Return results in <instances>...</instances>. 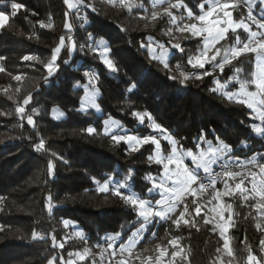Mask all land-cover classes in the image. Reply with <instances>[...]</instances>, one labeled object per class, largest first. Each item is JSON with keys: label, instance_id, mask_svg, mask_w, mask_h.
I'll return each mask as SVG.
<instances>
[{"label": "trees", "instance_id": "obj_1", "mask_svg": "<svg viewBox=\"0 0 264 264\" xmlns=\"http://www.w3.org/2000/svg\"><path fill=\"white\" fill-rule=\"evenodd\" d=\"M12 2L25 7L10 16L5 27L0 28V56L5 58L0 60V67L4 68L0 72V113H3L0 114V197L3 198L0 203V226H3L0 230V264H48L53 256H63L67 261L69 253L84 248L91 249L97 258L100 252L97 245L105 242L106 236L121 233L118 246L126 243L139 227L138 223H133L137 216L130 205L112 195L111 191L100 192L98 188L109 177L121 181L128 179L131 183L129 193L134 191L154 202L159 195L147 192L152 181L145 177L160 176L162 166L148 159L154 152V145L145 144L138 151H131L126 142L114 141L112 136L106 135L104 120L109 117L132 135L144 137L156 132L147 117L140 123L133 113L148 112L155 123L166 129L178 141V146L186 150L197 151L198 144L202 147L199 137L203 135L213 144L217 138L223 140L232 148L231 156L243 162L264 152V137L251 129L253 123L259 124V120L253 118V112L245 105L211 91L216 87L214 80L224 83L234 75L236 68L242 70L239 73L241 80H251L253 53L233 60L225 66L222 74L215 71L202 79L189 78L182 84L180 71L202 74L205 69L210 72L212 65L199 69L188 64L190 56L199 54L203 38L193 37L187 31H177L163 14L164 6L155 9L161 15L152 20L150 0H135L138 5L142 3L143 8L131 10L119 2L113 5L107 0H85L92 7H83V20H79L73 10L68 17L72 31L68 33L64 28L65 12L68 11L64 0H0V10L10 14ZM184 3L194 15H198L199 4L206 3V0H184ZM248 8L246 0H239L238 7L231 9L233 18L238 20L246 16ZM259 9V4L251 7L255 16L259 15ZM172 11L178 18L184 16L183 20H177L180 26L183 22L198 23L189 20L183 8ZM40 21L51 22L53 27L42 28ZM169 28L171 34H168ZM252 30H255L253 25ZM237 34L242 42H246L248 34L237 29L235 34H227L216 47L235 45ZM62 35L66 44L68 35H71L76 50L69 55L67 47L61 49L56 61L59 69L45 83L48 72L44 65ZM149 36L154 38L153 43L159 42L170 48L168 69L150 58L147 47H141L142 44L147 46ZM99 40L108 43L115 71L108 69L99 55L91 50ZM176 43L183 52L172 47ZM81 46L83 50H80ZM24 56L37 57L38 60H24ZM88 70L98 74L95 85L100 91V115L80 112L83 90L78 85L87 82L84 73ZM15 76H20L21 80L13 79ZM173 76L176 79L169 78ZM132 84L136 88L128 91ZM238 88L239 84L233 81L226 91ZM249 91H254V87L250 85ZM29 93L31 100L24 107L26 114L33 115L34 126L27 123V115L21 118L15 112ZM55 108L65 113L64 119L52 118ZM89 127L95 132L89 134ZM41 139L44 148L37 151L35 146ZM161 145L167 155L171 146L164 140ZM221 185L219 183L217 188ZM122 191L128 194L124 189ZM49 197L53 205L51 212L48 211ZM193 199L201 205L199 216L195 214ZM223 201L233 206L234 225L228 235L234 258L216 252L217 248H223L224 240L217 229L213 231L212 223H204L208 203L206 194L185 198L191 216L186 214L184 219L194 218L195 227L183 223L177 227L171 220H157L145 231L135 253L142 258L153 257V261L145 259L144 264H155L154 258L159 255L157 244L161 245V251L167 247L169 262L173 250L183 248L188 253L187 260L183 261L184 253L181 252L174 264H221V259L223 264H228L230 259L231 264H248L247 246H251L257 259L263 257L260 240L264 239V231L255 225L260 222L264 229V218L258 217L248 206L254 202L245 204L239 195L224 197ZM183 210L184 204H181L176 215ZM65 221L74 224L83 239L65 240L70 234ZM33 230L44 239L33 240ZM52 235L58 242H64L63 249L53 247ZM173 238L178 240L176 249L168 244ZM93 256L79 264H90ZM132 264H140V261L133 260Z\"/></svg>", "mask_w": 264, "mask_h": 264}, {"label": "snow or ice", "instance_id": "obj_2", "mask_svg": "<svg viewBox=\"0 0 264 264\" xmlns=\"http://www.w3.org/2000/svg\"><path fill=\"white\" fill-rule=\"evenodd\" d=\"M117 0H109V3L115 5ZM119 4L131 10L134 7L143 8V4H137L135 0H118ZM208 7L205 10V3L199 4L200 14L194 15L193 11L184 3V0H176L175 3L172 0H151V19L156 20L161 13L157 12L155 9L158 7H163V14L167 15L169 22L176 26L177 31L183 33L185 31L190 32L193 37H202L203 38V47L200 50L199 54L196 56H190L188 58V64L192 65L193 68L205 69L206 64L212 65V72H209L207 69L202 74L195 73H185L180 71V76L182 79L180 83H185L189 78L194 77L195 79H202L203 76L212 75L216 69H219V72L222 74L224 72L225 66L232 63L233 59L239 58L241 55L246 53H254L256 57L255 63V72L252 74L251 80H241L239 73L242 71L239 68L234 69V75L229 77L224 83H221L218 79L214 80V83L217 85L212 88L211 91L219 92L221 95L226 97L229 101H235L242 105H245L247 108L251 109L255 113L254 119L260 121L259 124L253 123L251 129L258 136L264 137V15L261 17H256L252 14L251 7L249 6L246 16H242L240 19L236 20L233 18L232 10L238 7L239 0H206ZM251 0H246V3L250 5ZM261 4H264V0H260ZM64 4L67 6L68 11L65 12V23L64 28L71 33L72 24L69 22V15L75 10L76 14L79 15L81 7H92L91 4H87L85 0H64ZM166 5V6H165ZM25 6L20 3H11V13L6 14L5 11L0 10V28L5 27L10 16H15L17 11L24 8ZM185 9L187 13V18L189 20H195L199 22V26L196 23H186L181 27L177 24V20H183L184 16L181 15L179 18L174 15L172 9ZM93 11L95 8L93 7ZM147 12V9H144ZM222 13V15H221ZM250 21V23H249ZM40 26L42 28H51L53 27L52 23L49 22L45 24L43 21H40ZM252 25L256 26V31L252 30ZM237 29H243L245 33L248 34L246 42L240 40L239 35H236V44L227 48L216 47V45L226 39V35L231 30L232 33H236ZM172 29H168V34H171ZM91 39V36L89 37ZM148 44H144L141 47H147L148 54L151 59L158 60L165 69L169 68L168 63V52L165 49V46L159 42H155V47H153L154 38L149 36ZM68 43L66 44L65 36L62 35L59 39V44L52 50L51 58L45 63L44 67L47 69L48 75L44 77L45 83L48 82V79L52 77L59 69V65L56 64V61L61 53V49L67 47L69 55L76 50V44L72 40L71 35L67 37ZM102 50L100 51V58L103 63L111 70L115 71V65L112 60L107 58V53L109 52V47L106 42L100 41ZM242 43V47L239 45ZM91 47V46H90ZM160 49L159 54L156 52V48ZM173 48L179 49L183 52L179 43L173 44ZM215 49L213 52L212 50ZM83 50V46L81 49ZM92 51H97L96 48H92ZM212 52L211 55L209 53ZM219 57V59H217ZM3 56H0V60H4ZM24 60L37 59V57L24 56ZM68 62L65 61V64ZM179 70L180 66L177 65ZM4 71L3 67H0V72ZM85 76L89 77V84L84 85L86 95L81 98V110H85L86 102L87 105L91 107H97L96 98L100 95L99 89L96 88L94 80L98 79V74L85 72ZM170 79H176V77H169ZM13 79L19 81L21 80L20 76H15ZM235 81L239 84V90L235 92L224 91L227 89L231 82ZM254 86L255 91H249V86ZM89 86H91V91H89ZM136 88L135 84H132L128 91ZM17 88V92H19ZM11 99V97H9ZM31 100V93L26 96L22 104H18L15 108V112L23 118L27 115V123L34 126L33 115H28L25 112V105H28ZM54 112L58 111L53 109ZM3 114V113H0ZM34 114L35 110H34ZM62 116L63 113L61 112ZM135 116L140 123H143L145 117L150 121V126L158 131L164 140H166L170 147V151L167 155H164L162 152V147L160 140L155 135H149L144 137L128 136V135H113L112 139L114 141H125L128 143L129 148L133 151H138V146H143L145 144H152L155 146V150L152 155L148 157L149 161H154L156 164L162 166V172L160 174L159 180L157 181L156 177L147 176L145 179L152 181V185L147 189L149 194L158 191L159 199H156L153 202L152 199L142 198L140 194L136 192H131L125 194L122 190L129 187L128 179L124 181L117 180L114 185L110 187V181L112 177H109V180H106L103 185L98 188L100 192H109L111 191L112 195L119 196L126 204L130 205L133 211L136 213L137 221L133 222L138 223L139 227L136 228V231L130 236L126 243H121L116 245V241L120 239L121 233H115L112 235L106 236L104 245H97L100 248V260H95L94 256L92 259V264H105V259L107 254V264H132L133 260H139L140 264H144L145 259L148 261H153L152 256L142 258L140 254L135 253L137 244L140 242L141 233L147 231L149 226L159 221L171 220L173 224L177 227L181 223L189 226L195 227L196 224L193 219H184L185 215L189 212L188 205L184 203L187 195L193 197L197 196L198 193L207 192L209 189L212 190L211 199L208 203H211L212 200L217 202L216 206L209 209V212H215L219 221L214 225L213 231L216 228L220 229V236L224 240L223 248H217V253H226L230 258H234L233 249L229 246V238L226 236L230 226L234 225L232 222L233 206L232 204L223 203L222 200L224 197H235L239 195L241 201L247 204L249 201L254 203L249 204L248 206L255 210L257 216L264 218V163L257 160L255 157L248 160L247 162L240 161L238 158H233L231 156L232 148L225 143L223 140L217 138V142L213 144L212 141L206 140L203 135L199 137V140L206 145V148L200 147L197 145V151L191 149H184L183 146H178V141H176L171 134L167 132L166 129L162 128L160 124L155 123L152 119L150 113L148 112H134ZM105 124V134H108L110 127H121L119 122L112 120L109 117L108 120L104 121ZM89 134L95 132V129L89 127L87 129ZM243 144V142H242ZM244 146H247L246 144ZM36 150L40 151L44 148L43 139L36 144ZM55 155V154H53ZM185 158H190L191 165L186 163ZM261 160H264V157H261ZM219 164L220 171L214 172L213 165ZM49 170L52 169V164L49 162ZM257 169L258 171L250 170L248 172H243L244 169ZM240 169V171L236 170ZM203 171L205 177H201L200 171ZM240 178L237 182V178ZM130 179V178H129ZM205 179L207 182L205 183ZM248 180L250 187L243 186L244 181ZM218 181L223 183V189H217L216 184ZM229 181L234 183V187L230 185ZM99 185V181H96ZM195 186V187H194ZM51 197L48 198V211L51 212L53 205L51 204ZM3 198L0 197V203H2ZM184 204V210L180 211L177 214L178 207ZM192 204L195 205L194 211L197 216L201 213V205L197 200L193 199ZM228 212L229 215L227 219L224 216V213ZM175 215V219L173 216ZM251 215V213H249ZM254 219L256 217H253ZM204 223H212L213 220L208 218L206 214L204 216ZM222 222V223H221ZM67 226V221L64 222ZM256 228L258 230L264 231L260 222L256 223ZM3 229V226H0V230ZM32 239H44V236L40 233L33 230ZM153 235H155L153 233ZM76 236L80 239H83L82 233H77ZM52 245L54 248L63 249L64 242H58L54 235L51 236ZM168 244H171L174 249L178 248L177 238H173L168 241ZM161 245H156V250L159 251L154 260L155 264H163L162 257L167 254V247L165 246L163 251L160 250ZM260 250L264 253V239L260 240ZM144 251H148L145 249ZM183 252L184 255L181 257V260L186 261L188 258V253L180 248L179 251L173 250L170 253V262L169 264H174L175 258ZM247 262L250 264H264V257L257 259V256L252 253L251 246H247ZM127 254V255H125ZM91 249L84 248L83 251H77L74 253H69V259L64 260L63 256L57 258L53 256L48 264H56L58 259V264H77L78 261H84L85 259L92 256ZM75 257L76 259H73ZM219 259V257H218ZM215 264V262H214ZM221 264L223 261L221 259ZM228 264H231V259L228 261Z\"/></svg>", "mask_w": 264, "mask_h": 264}, {"label": "rangeland", "instance_id": "obj_3", "mask_svg": "<svg viewBox=\"0 0 264 264\" xmlns=\"http://www.w3.org/2000/svg\"><path fill=\"white\" fill-rule=\"evenodd\" d=\"M107 1H109V0H107ZM117 2H118V0H117ZM150 5H151V0H150ZM80 9H83L84 10V8L83 7H81ZM77 15V14H76ZM222 15V14H221ZM77 17H78V15H77ZM79 18V17H78ZM84 18H85V15H84ZM79 20H81L80 18H79ZM83 20V19H82ZM184 24H186V23H184L183 22V25ZM183 25H181V27H183ZM197 26H199V22L197 23ZM200 38H202V37H200ZM100 41H103V42H106V41H104V40H99L97 43H95V45L92 47V48H96L97 49V51H94L95 53H97L98 55H99V57H100V51L102 50V46L100 45ZM106 44L108 45V43L106 42ZM92 45V43L90 44V46ZM165 46V45H164ZM240 47H242V45H239ZM108 47H109V45H108ZM153 47H155V43H153ZM202 47H203V42L201 43V49H202ZM165 49L167 50V52H168V57H169V55H170V48H168V47H166L165 46ZM200 49V50H201ZM213 51V50H212ZM156 52H157V54H159V52H160V49L157 47L156 48ZM200 52V51H199ZM109 54H110V50H109V52L107 53V58L108 59H110V57H109ZM212 54V52H210L209 53V55H211ZM168 57H167V59H168ZM100 60L102 61V59L100 58ZM233 60H235V59H233ZM233 60H232V62H233ZM103 62V61H102ZM104 64V63H103ZM105 65V64H104ZM106 66V65H105ZM207 66H208V64H206L205 65V67L207 68ZM107 67V66H106ZM108 68V67H107ZM109 69V68H108ZM215 71H219V69H216ZM86 72H91V73H95L93 70H88V71H86ZM210 72H212V69H210ZM96 74V73H95ZM200 74V73H199ZM199 74H197V75H199ZM96 81L97 80H94V84H96ZM89 84V77L87 76V82L85 83V84H83V85H78V87H80V88H82V90H83V96H82V98L83 97H85V95H86V92H85V88H84V85H88ZM96 86V85H95ZM217 86V85H216ZM89 91H91V86H89ZM100 92V91H99ZM100 96V95H99ZM99 96L96 98V104L98 105V108L97 107H91L90 105H87V102H86V108H85V110H81V105H80V112H83V113H86V112H92V113H94V114H97V115H100L101 114V110H100V107H99V104H98V98H99ZM55 109H57L58 111H56V112H54L53 110H52V118L53 119H55V120H60V119H64L65 118V113H63L60 109H58V108H55ZM63 113V115L61 116L60 115V113ZM255 114V113H254ZM253 114V115H254ZM255 116V115H254ZM109 118H107V119H105V120H108ZM104 120V121H105ZM113 120V119H112ZM105 125V124H104ZM153 129V128H152ZM154 130V129H153ZM155 132H156V134H155V136H157V138L160 140V143H161V140H164L163 139V137L161 136V134L158 132V131H156V130H154ZM106 135H108V136H113V135H128V136H134V135H132L131 133H129L127 130L125 131H121V129L119 128H117V127H115V126H112V127H110V129H109V132H108V134H106ZM136 137H138V136H136ZM166 143H168L166 140H164ZM125 142V141H124ZM169 144V143H168ZM127 145H128V143H127ZM141 146H138V149L140 148ZM161 147H162V145H161ZM128 148H129V145H128ZM129 150H131L130 148H129ZM155 150V149H154ZM132 151V150H131ZM162 152H163V150H162ZM164 154V153H163ZM190 159V158H189ZM250 170H253V171H258L257 169H244L243 170V172H248V171H250ZM162 172V171H161ZM200 175H201V177L202 176H205V174L204 173H200ZM156 178H157V181L159 180V177L160 176H155ZM239 177L237 178V181H239ZM117 180L116 179H114V178H112V180L110 181V187L112 186V185H114L115 184V182H116ZM121 181V180H120ZM130 181V180H129ZM128 181V183H129V187L128 188H126V189H124L126 192H130V186H131V183ZM222 183V182H221ZM229 183H230V185L231 186H233L232 185V181H229ZM243 186H248V187H250V184L248 183V180H245L244 181V185H242V187ZM195 187V186H194ZM234 187V186H233ZM218 189V188H217ZM219 189H223V183H222V185L219 187ZM155 192H158V191H155ZM203 194H206V196H207V201H209L210 199H211V194H212V191H207V192H204V193H198L197 195H203ZM187 196H189V195H187ZM222 202L223 203H225L223 200H222ZM216 204H217V202L215 201V200H212V202L211 203H207L206 204V210H207V215H208V218L209 219H212L213 220V222H212V224L213 225H215L218 221H219V217H218V215L215 213V212H209V209H211V208H213V207H215L216 206ZM228 215H229V213L228 212H225L224 213V216H225V218L227 219V217H228ZM232 220H233V214H232ZM222 223V222H221ZM66 227H68V228H70V234H69V236H67V238L65 239V240H69V239H71V238H75V237H77L76 236V234L77 233H80L79 232V230L76 228V226L74 225V224H72V223H69V222H67V226ZM231 228V226L229 227V229ZM219 232H220V229L219 228H216ZM229 229H228V232H229ZM226 233V236L229 238V233ZM132 236V235H131ZM120 239H121V237H120ZM120 239L119 240H117L116 241V244L120 241ZM229 243H230V238H229ZM103 244V242L102 243H99L98 245H102ZM230 246V245H229ZM106 247V246H105ZM99 250H100V248L99 247H97ZM92 252V251H91ZM93 255H94V253H92ZM225 255H226V253H224ZM92 255V256H93ZM106 255V259H105V264H107V254H105ZM125 255H127V254H125ZM263 257H264V253H263ZM89 258H91V257H89ZM89 258H87V259H89ZM73 259H76L75 257H73ZM87 259H85V260H87ZM84 260V261H85ZM95 260H97V261H99L100 260V255L97 257V258H95ZM162 260H163V264H169V259L166 257V255L164 256V257H162ZM84 261H78L77 262V264H79V263H81V262H84ZM90 264H92V259H90ZM113 264H114V262H113Z\"/></svg>", "mask_w": 264, "mask_h": 264}, {"label": "crops", "instance_id": "obj_4", "mask_svg": "<svg viewBox=\"0 0 264 264\" xmlns=\"http://www.w3.org/2000/svg\"><path fill=\"white\" fill-rule=\"evenodd\" d=\"M256 4H259V6H260V9H259V15L258 16H256V17H261V15H264V4H261L260 3V0H258L257 2H250V7H254ZM207 7H208V4H207V2L205 3V10H207ZM222 14V13H221ZM253 14V13H252ZM254 15V14H253ZM255 16V15H254ZM254 27H255V30L254 31H256L257 29H256V26L255 25H253ZM229 33H231V30H229V32L227 33V34H229ZM254 54V53H253ZM255 63H256V57H255V54H254V72H255ZM253 72V73H254ZM254 87V86H253ZM239 90V88L238 89H236V90H234V91H229V92H235V91H238ZM224 91H226V89H224ZM254 91H255V88H254ZM251 110V109H250ZM252 111V110H251ZM254 114V113H253ZM255 115V114H254ZM259 123H260V121H259ZM120 124V123H119ZM121 125V124H120ZM118 129L120 128L121 129V131H126V129H122V127H117ZM202 148H206V145L205 144H203L202 145ZM259 158H261V157H264V152H262L259 156H258ZM257 157V158H258ZM185 160H186V163H188L190 166H192L191 165V160L189 159V158H185ZM213 167H214V165H213ZM200 173H203V171L201 170L200 171ZM152 194H158L159 195V192H153ZM160 198V196L158 197V199ZM155 202V201H154ZM144 235H145V231L143 232V233H141V239H140V242L143 240V238H144ZM248 264H250V262H248Z\"/></svg>", "mask_w": 264, "mask_h": 264}, {"label": "built area", "instance_id": "obj_5", "mask_svg": "<svg viewBox=\"0 0 264 264\" xmlns=\"http://www.w3.org/2000/svg\"><path fill=\"white\" fill-rule=\"evenodd\" d=\"M84 15H85V12H84V10L83 9H80V12H79V15H78V17L82 20V19H84ZM257 160H259L260 162H262V163H264V160H261V158H256ZM248 169H252L251 167H249ZM236 170H238V171H240V169H236ZM213 171L214 172H219L220 171V167H219V164H217V165H214V167H213ZM202 177H205V176H202ZM205 183L207 182V180L205 179V181H204ZM219 183H221V181H218L217 182V184H216V188H217V186H218V184ZM209 191H212L211 189H209ZM102 245H104V246H106V244H105V242H103V244Z\"/></svg>", "mask_w": 264, "mask_h": 264}]
</instances>
